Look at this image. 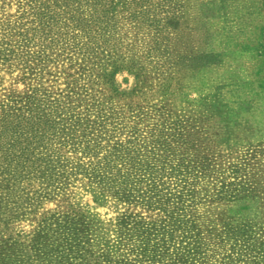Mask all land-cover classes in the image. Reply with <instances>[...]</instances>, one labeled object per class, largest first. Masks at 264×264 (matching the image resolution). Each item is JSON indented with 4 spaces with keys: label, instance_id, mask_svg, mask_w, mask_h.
I'll list each match as a JSON object with an SVG mask.
<instances>
[{
    "label": "rangeland",
    "instance_id": "374dc122",
    "mask_svg": "<svg viewBox=\"0 0 264 264\" xmlns=\"http://www.w3.org/2000/svg\"><path fill=\"white\" fill-rule=\"evenodd\" d=\"M70 209L87 264H264V0H0V264Z\"/></svg>",
    "mask_w": 264,
    "mask_h": 264
},
{
    "label": "trees",
    "instance_id": "16d2710c",
    "mask_svg": "<svg viewBox=\"0 0 264 264\" xmlns=\"http://www.w3.org/2000/svg\"><path fill=\"white\" fill-rule=\"evenodd\" d=\"M94 174L93 169L92 175L89 176L93 181L101 178V176L97 178ZM94 183L97 184L98 182ZM115 194L120 200L127 201L128 204H132V201L137 203V201L143 200L141 195H134L131 191L127 192L124 189L115 192ZM127 219L126 216L121 218L122 222ZM90 224L91 219L89 217L73 209L62 215L44 217L38 222L33 233L25 237L27 245L24 246V250L28 249L29 252H25L23 257L31 262H36L37 258L45 259L47 257L51 260L52 257H58L60 264H77L71 262L77 259L87 264L88 262L84 260V257L92 258L90 257L91 245L89 238L86 236ZM30 252H36V255L33 257ZM6 259V257L5 259L2 257V263ZM47 262L50 263V261Z\"/></svg>",
    "mask_w": 264,
    "mask_h": 264
}]
</instances>
